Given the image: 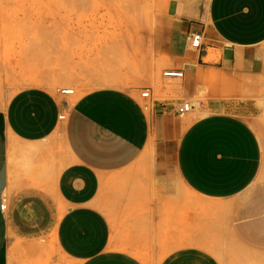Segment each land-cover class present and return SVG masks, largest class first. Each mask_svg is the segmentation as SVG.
<instances>
[{
    "label": "crops",
    "instance_id": "obj_1",
    "mask_svg": "<svg viewBox=\"0 0 264 264\" xmlns=\"http://www.w3.org/2000/svg\"><path fill=\"white\" fill-rule=\"evenodd\" d=\"M162 15L135 73L73 57L0 93V264H264V142L225 106L264 84V0Z\"/></svg>",
    "mask_w": 264,
    "mask_h": 264
},
{
    "label": "rangeland",
    "instance_id": "obj_2",
    "mask_svg": "<svg viewBox=\"0 0 264 264\" xmlns=\"http://www.w3.org/2000/svg\"><path fill=\"white\" fill-rule=\"evenodd\" d=\"M172 1L0 0V93L29 84L30 77L55 76L73 57L91 59L94 75L124 68L135 73L144 64L154 24ZM260 50L264 56V44ZM53 87L72 88V99L82 92L69 83ZM251 98L254 109L247 113L242 103L225 105L226 111L244 114L264 142V84Z\"/></svg>",
    "mask_w": 264,
    "mask_h": 264
},
{
    "label": "built area",
    "instance_id": "obj_3",
    "mask_svg": "<svg viewBox=\"0 0 264 264\" xmlns=\"http://www.w3.org/2000/svg\"><path fill=\"white\" fill-rule=\"evenodd\" d=\"M202 33L200 32H192L188 35V37L186 38L187 40V45L188 48L190 50H194V51H199L202 48ZM163 75L166 77H181L182 76V72H178V71H166L163 72ZM58 93L62 94V95H70L73 94L74 90L72 88H67V87H63V88H59L57 89ZM140 97L144 100H148L150 98V93L148 89H144L143 91L140 92ZM192 104L190 102H182L179 105H177L176 108V113L178 115L184 114L189 112L192 109ZM144 108L147 109L148 105L145 104ZM60 119L64 118V115H60L59 116ZM1 208L3 207L2 205L0 206Z\"/></svg>",
    "mask_w": 264,
    "mask_h": 264
}]
</instances>
